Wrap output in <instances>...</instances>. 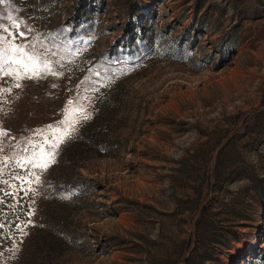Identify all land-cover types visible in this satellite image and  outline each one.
I'll use <instances>...</instances> for the list:
<instances>
[{"label": "rangeland", "instance_id": "1", "mask_svg": "<svg viewBox=\"0 0 264 264\" xmlns=\"http://www.w3.org/2000/svg\"><path fill=\"white\" fill-rule=\"evenodd\" d=\"M0 36L57 73L0 60V264H264V0H0Z\"/></svg>", "mask_w": 264, "mask_h": 264}, {"label": "snow or ice", "instance_id": "2", "mask_svg": "<svg viewBox=\"0 0 264 264\" xmlns=\"http://www.w3.org/2000/svg\"><path fill=\"white\" fill-rule=\"evenodd\" d=\"M8 19L12 20L13 18L9 16ZM13 27H16L18 29L19 25L16 24L15 21H13ZM18 35L23 37L25 36V33L18 32ZM0 46H2L0 47V60L3 61V64L7 65L11 63L14 65H19V70L13 69L12 71H4V75L13 76L17 81L25 78H43L41 70L39 68L40 64H43L44 73H51L52 75H57V73L51 70L48 61H41L40 54L35 51V45L32 46L33 51L29 52L26 50V46L18 45L13 42V39L0 36ZM0 70H2V68H0ZM14 86L19 88L21 85L17 82ZM4 91L10 92L11 89H5ZM78 111L82 112L83 110L78 109ZM83 119H88V116L84 115ZM48 129L52 133L55 142L50 143V151L44 152L43 149L41 150L39 159L42 162L33 163L32 160L27 161L28 163H32L33 167L46 168L47 164L54 159L53 152L55 151V149L59 147V144L62 143L66 137L71 136V131L75 130L74 124H70L68 128L64 129L53 128L51 125H49ZM42 134L43 131L37 133V135ZM0 135H7V133L0 131ZM45 143H48L47 136H45ZM36 179L38 182L39 178L37 177ZM5 183H7V181H5ZM0 227H2V225H0Z\"/></svg>", "mask_w": 264, "mask_h": 264}, {"label": "trees", "instance_id": "3", "mask_svg": "<svg viewBox=\"0 0 264 264\" xmlns=\"http://www.w3.org/2000/svg\"><path fill=\"white\" fill-rule=\"evenodd\" d=\"M1 208H2V207H0V209H1ZM4 224H5V223H4ZM1 231H2V232L4 231L5 233L8 232V230L2 229V228H1ZM5 233H4V234H5ZM8 233H9V232H8Z\"/></svg>", "mask_w": 264, "mask_h": 264}]
</instances>
